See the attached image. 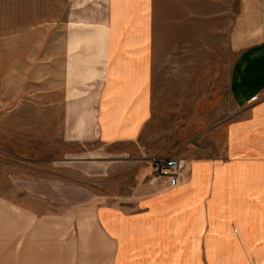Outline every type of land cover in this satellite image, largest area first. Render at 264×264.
<instances>
[{
    "label": "crops",
    "instance_id": "0c3cea01",
    "mask_svg": "<svg viewBox=\"0 0 264 264\" xmlns=\"http://www.w3.org/2000/svg\"><path fill=\"white\" fill-rule=\"evenodd\" d=\"M213 38L229 118L170 154L177 185L150 176L136 204L101 205L70 180L7 175L0 264H264V0H64L53 31L0 41V115L31 106L63 143L135 144L159 59L168 86L197 69L200 87Z\"/></svg>",
    "mask_w": 264,
    "mask_h": 264
},
{
    "label": "rangeland",
    "instance_id": "374dc122",
    "mask_svg": "<svg viewBox=\"0 0 264 264\" xmlns=\"http://www.w3.org/2000/svg\"><path fill=\"white\" fill-rule=\"evenodd\" d=\"M57 1L56 4V0H0V41L5 42L13 31H53L57 14L61 16L64 11V0ZM213 41L212 50L207 52L205 84L201 79L200 87L197 69H192L188 84L168 86L170 68L159 59V84L154 90L152 117L135 144L63 143L49 127L53 118L45 122L37 115L25 114L32 111L31 106L0 115V192L17 196L5 191L7 175L34 179L55 176L88 188L101 205L136 204L147 197L142 184L152 176L147 172L150 157L171 156L183 143L195 138L199 130L212 129L229 118L227 68L221 67L222 43L214 38ZM171 88L178 89L175 98Z\"/></svg>",
    "mask_w": 264,
    "mask_h": 264
},
{
    "label": "built area",
    "instance_id": "2783aa9c",
    "mask_svg": "<svg viewBox=\"0 0 264 264\" xmlns=\"http://www.w3.org/2000/svg\"><path fill=\"white\" fill-rule=\"evenodd\" d=\"M152 177L163 179L169 187L178 183L180 172L183 169L181 160L176 156H153L148 160Z\"/></svg>",
    "mask_w": 264,
    "mask_h": 264
}]
</instances>
